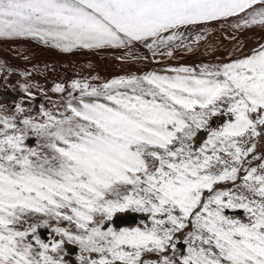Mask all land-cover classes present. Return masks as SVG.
<instances>
[{"label": "snow or ice", "instance_id": "1", "mask_svg": "<svg viewBox=\"0 0 264 264\" xmlns=\"http://www.w3.org/2000/svg\"><path fill=\"white\" fill-rule=\"evenodd\" d=\"M212 24L232 43L264 31V0H0V41L61 53L139 45L175 60ZM10 75L25 82L0 105V264H72L65 244L75 264H264V42L226 62L47 90L31 70L0 68ZM33 85L59 96L56 111L34 106ZM126 212L142 226H111Z\"/></svg>", "mask_w": 264, "mask_h": 264}, {"label": "bare ground", "instance_id": "2", "mask_svg": "<svg viewBox=\"0 0 264 264\" xmlns=\"http://www.w3.org/2000/svg\"><path fill=\"white\" fill-rule=\"evenodd\" d=\"M226 30L224 31L226 32ZM260 32L261 35L260 34L258 35L259 38L253 40L251 39L252 41H249V43H247L245 46L241 48L238 47L237 50H233V52H231L230 54L229 53L225 54V56L227 55L226 57H220L221 56L220 55L217 57L206 58L202 55L191 54V55H183L182 57H178L175 60H168L165 59L164 57H157V59L155 58L156 60H153L150 56L151 54L150 55L148 54L149 55L148 57L152 59L150 60L148 59L147 54L141 53L142 55H138L137 53V54H132V56L127 58L126 61H122V60L117 61L118 59L115 60V58L110 57L111 56L110 52H108L110 53L109 54L110 56L107 55V52L104 53V51L102 52V51L78 50L72 53H61L56 49L42 46L38 43H35L34 41H31V43L29 41L28 42L19 41L15 46L13 45V43H11L13 41H10V43L6 42V44L4 43V41H0V68L8 69L11 70L12 72H26L31 70L32 71L31 81L38 82L41 86H43L47 90L50 89V87L55 82L67 83L73 78H82V77H90L92 75H98L101 78V80H110L112 78L127 76L130 74H140L143 69L149 71L151 70L154 72H160L166 67H170L171 65L173 66V64L175 66L176 64L179 63L183 64L186 62H194V61L224 62L230 56L236 58L237 56L248 54L251 49H253L254 47H258L259 43L264 42V31L259 30V33ZM18 44L19 46H22L21 47L22 50H17ZM26 44H32V45H30L31 46L30 47ZM125 53H123V55L121 54V56H124ZM144 57H147V59H144ZM157 60L160 62L157 63L156 62ZM24 82L25 81L23 79L19 78L16 75H10L6 78V80L0 79V90H4V91H0V105L7 104L9 107H11V102L13 100H16L19 97L23 96V93L20 92L18 85ZM9 85L12 86V91H7ZM32 91L37 97L34 105L35 107H39L40 104H44L45 107L51 108L53 111H56V107H54V105H59L60 103H62L60 101L59 96L57 94L50 93V91L48 92V96L52 97V100H48L45 96L41 95L40 91L36 89L35 85H33ZM3 97L8 98V100H4ZM0 111L7 112L8 108H2L0 109ZM203 136L204 134L201 133L200 134L201 140L203 139L202 138ZM30 142L32 143L33 140H31ZM197 143H199V141H197ZM118 214H124V213H118ZM141 219H146V217L137 218L136 222H131L133 224L128 223V224H122L120 226H116L114 224V221H112L111 226L115 228H119L122 226L131 228L130 226H124V225L131 224V226L133 225L132 227H135L134 224L136 225L137 223L141 222ZM41 237L44 238V233L43 235H41ZM76 252L77 249L75 248V250H72L71 252H69V254L74 255V253L76 254ZM69 259L72 260L73 262L75 260V256ZM74 262L73 264H75Z\"/></svg>", "mask_w": 264, "mask_h": 264}, {"label": "rangeland", "instance_id": "3", "mask_svg": "<svg viewBox=\"0 0 264 264\" xmlns=\"http://www.w3.org/2000/svg\"><path fill=\"white\" fill-rule=\"evenodd\" d=\"M219 25V24H212V26L211 25H209L208 27L210 28V34L208 35V37H207V39H206V41H204L201 45H200V47H199V50L198 51H195V52H193L192 54L193 55H202V56H204V57H206V58H212V57H217V56H220V57H226L225 56V54H230L231 52H233V50H237L238 49V47H243V46H245L247 43H249V41H252L253 39H257V38H259V34L261 35V32L259 33V30H257V29H252V30H246V31H243L242 33H238V34H236V35H240L239 36V39L238 40H236L235 41V43H232V42H230L229 40H227V39H225L224 37L226 36V35H228V36H232L233 35V32H232V30H230L229 28H227V27H224V28H221L220 27V25L217 27V26ZM211 26V27H210ZM227 29V30H226ZM219 30V31H218ZM221 30H223V31H221ZM224 30H226V32L224 31ZM253 31V32H252ZM215 32V33H214ZM245 32V33H244ZM222 33V34H221ZM220 34V35H219ZM218 38H217V37ZM210 37V38H209ZM214 37V38H213ZM216 37V38H215ZM248 39V40H247ZM252 39V40H251ZM6 42H8V43H10V41H4V43L6 44ZM19 41H13V42H11V43H13V45L15 46L17 43H18ZM20 42H26V41H20ZM28 42V41H27ZM30 43H31V41H29ZM222 42V43H221ZM15 43V44H14ZM36 43V42H35ZM245 43V44H244ZM242 44H244V45H242ZM26 45H28V46H30V45H32V44H26ZM11 47V46H10ZM19 47V48H18ZM22 46H19V44L17 45V50H22V48H21ZM31 47V46H30ZM218 47V48H217ZM98 51H104V53H106L107 52V55H109L110 53V57H112V58H115V60H117V61H126V59L127 58H129V57H127L125 54L126 53H128L129 51H131V53L132 54H137L138 53V55H142V54H147V57L150 55V53H148V51L146 50V49H144V48H141L139 45H137L135 48H133V49H131V50H129V49H119V50H112V49H108V50H98ZM119 51H121V52H119ZM219 51H221V52H219ZM108 52H110V53H108ZM125 53L124 54V56H121V54L123 55V53ZM146 52V53H145ZM209 52V53H208ZM142 53V54H141ZM216 53V54H215ZM149 54V55H148ZM209 54V55H208ZM118 56V57H117ZM151 56V58L153 59V57H152V55H150ZM183 55L182 54H180L179 52L178 53H176V58H178V57H182ZM120 57H125L124 58V60L123 59H120ZM165 59H167L166 57H164ZM148 59H150V57H148ZM152 59H150V60H152ZM156 59H157V57H156ZM155 59V60H156ZM154 60V59H153ZM227 61V60H226ZM226 61H224V62H226ZM223 62V61H222ZM191 63V64H190ZM214 63H218V62H212V61H194V62H186V63H179V64H176L177 66H180V65H186V66H198V65H201V64H208V65H212V64H214ZM174 66V64H173V66L174 67H177V66ZM172 65L170 66V67H173ZM149 70H142L141 71V73H145V72H148ZM151 71V70H150ZM140 73V74H141ZM51 93V92H50ZM40 94H41V92H40ZM42 95V94H41ZM202 138H204V136L202 137ZM31 141V140H30ZM29 141V142H30ZM28 142V143H29ZM29 144H34V140H33V142L31 143H29ZM41 219H43V217H40V216H35V217H28L27 218V222L28 223H35V222H37V221H39V220H41ZM52 224H53V226H56L55 225V222H52ZM131 224H133V223H131ZM131 224H129V225H124V226H130V227H132L131 226ZM138 224L140 225V226H142L141 225V222H139V223H137L136 225L134 224V226H138ZM59 226L60 227H65V228H68L70 231H74L75 229H74V226H72V225H69L67 222H61L60 224H59ZM123 227V226H122ZM122 227H119V228H122ZM119 228H116V229H119ZM40 230V229H39ZM39 230H38V235H39V237L43 240V241H47V239H49V231H48V229H43L44 230V238H42L41 237V234H40V232H39ZM69 246H72V245H68V244H66V250L67 251H69V252H71L70 250H69ZM181 250H182V247H181ZM78 251V250H77ZM77 253V252H76ZM73 256H75V253H74V255H70L69 256V258H71V257H73ZM74 262V261H73ZM73 262H72V264H73ZM75 263V262H74Z\"/></svg>", "mask_w": 264, "mask_h": 264}, {"label": "water", "instance_id": "4", "mask_svg": "<svg viewBox=\"0 0 264 264\" xmlns=\"http://www.w3.org/2000/svg\"><path fill=\"white\" fill-rule=\"evenodd\" d=\"M137 218H144V217H141L140 214H137V213H131V212H126L124 214H117L113 221H114V224L116 226H120L122 224H128V223H131V222H136V219ZM44 230L43 229H40L39 232L41 235H43V232ZM69 250L72 251V250H75V247L74 246H69Z\"/></svg>", "mask_w": 264, "mask_h": 264}, {"label": "crops", "instance_id": "5", "mask_svg": "<svg viewBox=\"0 0 264 264\" xmlns=\"http://www.w3.org/2000/svg\"><path fill=\"white\" fill-rule=\"evenodd\" d=\"M178 247H182V246H178Z\"/></svg>", "mask_w": 264, "mask_h": 264}]
</instances>
